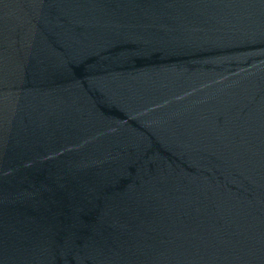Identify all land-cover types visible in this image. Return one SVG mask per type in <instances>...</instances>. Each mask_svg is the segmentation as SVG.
Returning <instances> with one entry per match:
<instances>
[{"label":"water","instance_id":"1","mask_svg":"<svg viewBox=\"0 0 264 264\" xmlns=\"http://www.w3.org/2000/svg\"><path fill=\"white\" fill-rule=\"evenodd\" d=\"M0 264H264V0H0Z\"/></svg>","mask_w":264,"mask_h":264}]
</instances>
